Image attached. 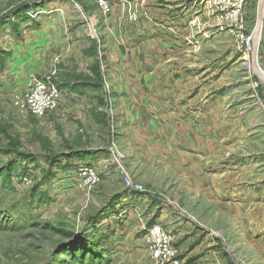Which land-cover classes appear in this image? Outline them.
Returning <instances> with one entry per match:
<instances>
[{"label":"rangeland","instance_id":"obj_1","mask_svg":"<svg viewBox=\"0 0 264 264\" xmlns=\"http://www.w3.org/2000/svg\"><path fill=\"white\" fill-rule=\"evenodd\" d=\"M101 1L0 0V264H156L145 239L161 225L183 264H264V0L240 15L222 0ZM47 23L66 26L73 41L55 44L75 43L62 59L81 71L89 37L113 43L100 56L124 38L110 141L88 97L83 119L80 105L42 120L15 106L20 37ZM79 125L93 144L65 139Z\"/></svg>","mask_w":264,"mask_h":264},{"label":"crops","instance_id":"obj_2","mask_svg":"<svg viewBox=\"0 0 264 264\" xmlns=\"http://www.w3.org/2000/svg\"><path fill=\"white\" fill-rule=\"evenodd\" d=\"M65 28V31L63 30ZM119 30V27L118 29ZM100 35V34H99ZM65 36L66 40L62 39V37ZM70 35L67 32L66 26L60 25L56 26L55 24H42L41 27H38L37 29H29L25 31V35H23L22 40H26L24 43L26 45V53H25V62L26 66L24 68L22 67H16V75L17 77H22L24 80H26L27 86L29 83L33 80H50L55 84H58L61 88V90L64 93L63 97V104H62V112L64 115L67 113V111L70 112V110L73 108L74 105L76 107L80 105L79 110H82V114L80 113L79 116L76 119H83L84 112L86 111L85 106L83 104L86 103V97H88V111L90 112L91 118L93 119V125H95L97 128H105L100 122L97 120V113H105L107 116H109L110 121H108V126L113 129V131H116L114 127H111V119L113 120L116 115L114 113V116L110 115V111H115L114 104L115 106L117 104L121 103V98L128 95V91H126L125 88L119 89L118 86H115V81L116 78H114L112 74V65L113 64H118V65H123L126 60H129V56H126V51L127 45L124 41V38L122 39H117V43L114 42V46L116 50H113V53H115V56L113 57L112 55H101L102 52H104V49H102V45H107L105 48L106 50H111L113 46V43L110 45L109 42L105 43L103 40H101V43L99 46H96V52L97 56L100 58L93 57L88 53L89 48L91 44L93 43V38L94 37H89V44L88 48L84 51L83 54L84 56L91 59L92 63L87 66V71H81L80 69H76L73 67V65H70L69 63H65L63 58V55H66V53L71 52L72 50H75V43L72 42V47L69 46V44L64 43L63 47H57V43L59 42H70L71 40L73 41L72 37H69ZM56 43V44H55ZM110 45V46H109ZM69 46V47H68ZM17 43H15L13 46H11V53L12 56L17 55ZM68 47V48H67ZM101 49L99 50V48ZM71 49V50H70ZM126 49V50H125ZM108 51V53H109ZM123 51L126 53L124 54ZM100 53V54H99ZM112 53V52H111ZM99 54V55H98ZM60 57L62 60H54V62L58 65L55 67V69L52 71V73H48L47 65L49 60L55 58L56 56ZM58 57V58H59ZM48 58V59H47ZM111 58L114 61H111ZM99 60L100 62V74L102 77L103 85L98 87L96 80H97V74L94 71L96 61ZM142 60H144V57H142ZM139 61V60H138ZM13 65V64H12ZM30 65V68L28 67ZM102 66L105 68L102 70ZM13 67V66H12ZM33 67H38L40 69V74L42 77H37L34 76V69ZM14 69V70H15ZM38 69H36L37 71ZM38 72V71H37ZM23 74V75H22ZM5 76H1V81L0 83L5 80ZM139 79V77H137ZM143 78H145L143 76ZM136 79V78H135ZM139 91V88L133 89ZM135 91L134 94H135ZM94 106H91V103H94ZM66 104V106L64 105ZM61 112V111H59ZM114 123V121H113ZM80 124V123H79ZM92 125V126H93ZM80 126V127H79ZM79 129H77L75 132H72L71 135L65 136L67 141H69L70 137H74L78 140V142L82 143H91L93 144L92 137L90 135H93L91 131H88V129H84L85 127H81L79 125ZM110 129V132L106 131L105 128V134H106V140L110 141L111 137H115L114 134H112ZM121 129V128H118ZM120 131V130H119ZM113 135V136H112ZM159 224V223H158ZM162 226V225H161ZM202 260V259H200Z\"/></svg>","mask_w":264,"mask_h":264},{"label":"built area","instance_id":"obj_3","mask_svg":"<svg viewBox=\"0 0 264 264\" xmlns=\"http://www.w3.org/2000/svg\"><path fill=\"white\" fill-rule=\"evenodd\" d=\"M247 0H222L224 7L222 11H228L232 15H240ZM101 7L105 12L109 11L108 4L102 0ZM247 52L250 53V42L248 41ZM63 91L50 80H33L26 90L14 96L15 106L32 114L37 119H45L53 112H58L63 104ZM95 177V170L90 167L82 169L81 178L91 180ZM127 179V184H130ZM140 187H130L131 190ZM146 246L150 258L156 264H183L179 259V251L173 245L171 235L161 226H154L146 236Z\"/></svg>","mask_w":264,"mask_h":264},{"label":"trees","instance_id":"obj_4","mask_svg":"<svg viewBox=\"0 0 264 264\" xmlns=\"http://www.w3.org/2000/svg\"><path fill=\"white\" fill-rule=\"evenodd\" d=\"M93 42L95 43V47H96L97 42H95V41H93ZM99 65H100V62H99V60H97L96 64L94 65L95 66L94 71L97 74L96 83H97L98 87L103 85V81H102V77H101V74H100L101 71H100ZM56 85L59 87V89H61L58 84H56ZM97 120H98V122H100L106 128V131L109 134L110 129H111L108 126V121H110L109 116H107L105 113H97ZM116 131L118 132V130H116ZM14 172L19 173V166L16 165V164L14 166L10 167V169H7L8 176L12 175ZM33 198L34 199H38L39 201H42V202L43 201L44 202H48L47 194L42 192V191H40V188L36 189L34 191Z\"/></svg>","mask_w":264,"mask_h":264}]
</instances>
